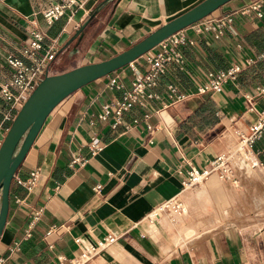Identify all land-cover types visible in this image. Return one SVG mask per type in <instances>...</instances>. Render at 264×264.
Masks as SVG:
<instances>
[{"label": "crops", "instance_id": "crops-1", "mask_svg": "<svg viewBox=\"0 0 264 264\" xmlns=\"http://www.w3.org/2000/svg\"><path fill=\"white\" fill-rule=\"evenodd\" d=\"M55 1L0 0V84L11 73L7 55L27 62L22 48L35 31L45 34L38 56L57 38L46 68L55 75L116 55L201 0H85L70 20L62 16L48 26L42 13ZM252 1L230 0L206 16L233 12L232 31L217 39L184 28L195 43L183 50V68L169 65L149 90L158 98L133 105L119 122L114 111L105 119L98 114L131 89L134 68H146L144 56L77 89L51 111L11 180L0 264H56L77 253L74 238L92 242L107 234L117 239L88 264H264V205L253 201L264 190V133L245 158L233 160L236 182L212 175L180 191L186 162L202 167L230 152L239 132L255 121L247 94L256 110L264 109V94L256 95L264 85V58H258L264 2L260 18L240 12ZM233 64L242 65L236 81L220 92L196 94L208 71ZM114 76L123 89L108 87ZM170 83L189 95L171 104ZM6 107L0 97V122ZM35 169L37 181L27 188L21 182ZM177 194L185 207L175 223L178 234L170 228L171 215L145 220ZM213 213L218 219L209 218Z\"/></svg>", "mask_w": 264, "mask_h": 264}, {"label": "built area", "instance_id": "built-area-1", "mask_svg": "<svg viewBox=\"0 0 264 264\" xmlns=\"http://www.w3.org/2000/svg\"><path fill=\"white\" fill-rule=\"evenodd\" d=\"M263 2L264 0H253L250 4L242 8L240 12L243 14L254 12L260 18L263 16ZM84 4L85 0H57L52 2L42 13L44 22L48 26H51L62 16H67L68 20H70L78 9L83 8ZM232 22L233 12H226L219 17H205L192 24V27L198 34L204 32L210 33L217 39L226 30L232 31ZM44 38V33L39 31L33 32L29 45L22 48L27 62L12 54L6 57V62L11 67V73L8 81L0 84V97L7 104L2 121L0 122V146L3 137L19 109L39 82L48 75V69L46 68L49 60L53 58V48L57 43V38L52 39L51 46L42 56H38L36 52L42 48ZM194 43L193 39L186 37L182 29L162 41L158 45L160 46L158 52H147L142 55L146 62L144 71L141 72L138 68H134L131 89L125 90L120 100L103 105L101 113L98 114V118L105 119L114 111L119 122L122 112L130 109L133 105L139 104L145 106L147 100L158 98L157 94L149 90L158 85L160 77L166 72L169 65L176 64L181 69L183 68L185 62L183 50ZM258 58H264V52ZM252 61V59H248L246 64H250ZM241 70L242 65L233 64L226 69L208 71L206 82L197 87L196 94L202 95L209 91L220 92L225 84L236 81ZM108 87L110 89H123L124 85L114 76L109 80ZM166 88L171 99V104L184 100L189 95L180 92L177 86L171 83ZM256 91L257 96L264 94V85L258 86ZM246 101L248 108L257 113L255 121L250 124L246 132H239L238 142L230 152L214 156L202 167H196L186 162L188 166L184 171L181 181V192L202 184L212 175L222 180L236 182L233 160L245 154L247 148L264 133V109L256 110L253 97L248 94L246 95ZM148 128L150 129L151 127L148 126ZM93 148L98 149L96 144L93 145ZM38 175L39 169H35L30 173V178L21 183L27 188H31L36 183ZM183 211L184 204L177 194L155 206L147 214L145 220L148 223H153L163 214L170 216L182 214ZM116 239L117 237L113 234L96 238L92 242L85 241L81 237H76L74 240L78 248L77 253L69 259L60 257L56 264H88Z\"/></svg>", "mask_w": 264, "mask_h": 264}, {"label": "water", "instance_id": "water-1", "mask_svg": "<svg viewBox=\"0 0 264 264\" xmlns=\"http://www.w3.org/2000/svg\"><path fill=\"white\" fill-rule=\"evenodd\" d=\"M229 1L201 0L116 55L47 75L39 82L17 112L0 146V235L8 214L11 180L51 111L77 89L130 64L170 35L205 18Z\"/></svg>", "mask_w": 264, "mask_h": 264}, {"label": "rangeland", "instance_id": "rangeland-1", "mask_svg": "<svg viewBox=\"0 0 264 264\" xmlns=\"http://www.w3.org/2000/svg\"><path fill=\"white\" fill-rule=\"evenodd\" d=\"M216 11V10H215ZM235 147V146H234ZM233 147V148H234ZM232 148V149H233ZM243 155V154H242ZM242 155H241V157L240 156H238V157H236L237 159H239L240 160V158H242ZM244 158H245V156H244ZM244 168V167H243ZM249 167H245L244 169L246 170V169H248ZM240 172V171H239ZM236 173H238V172H236ZM254 201V203H257L258 205H264V190H261V193L257 196L256 195V197H255V200H253ZM236 212V210H234V211H230V210H228V214H232V213H235ZM222 213V212H221ZM183 214V213H182ZM179 215L180 214H175V215H171L170 217H169V225H170V228L171 229H175L176 228V230L178 229L177 227H176V224L175 223H177V220L179 219ZM219 217L221 218V214L219 215ZM187 216H186V218L182 221V226L183 225H185L187 222H186V220H187ZM209 218H212V219H218V215L217 214H215V213H213V214H211L210 215V217ZM249 223L250 224H254L255 223V221L254 220H251V221H249ZM172 224V225H171ZM177 234H178V230H177ZM172 235H173V231H172Z\"/></svg>", "mask_w": 264, "mask_h": 264}, {"label": "bare ground", "instance_id": "bare-ground-1", "mask_svg": "<svg viewBox=\"0 0 264 264\" xmlns=\"http://www.w3.org/2000/svg\"><path fill=\"white\" fill-rule=\"evenodd\" d=\"M245 154H243L242 156H244ZM185 212V207H184V211H183V213ZM160 219V218H159ZM154 223V222H153Z\"/></svg>", "mask_w": 264, "mask_h": 264}]
</instances>
